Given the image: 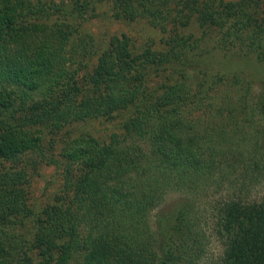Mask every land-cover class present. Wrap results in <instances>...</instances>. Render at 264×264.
<instances>
[{
	"label": "trees",
	"instance_id": "trees-1",
	"mask_svg": "<svg viewBox=\"0 0 264 264\" xmlns=\"http://www.w3.org/2000/svg\"><path fill=\"white\" fill-rule=\"evenodd\" d=\"M103 3L115 22L156 29L161 49L80 30ZM208 43L264 62V0H0V264H202L212 239L215 264H264V196L250 191L264 169V81L251 114L243 77L192 78ZM119 112L109 142L66 143L73 176L32 213L28 173L57 166L66 128ZM173 193L183 201L155 231L151 213Z\"/></svg>",
	"mask_w": 264,
	"mask_h": 264
},
{
	"label": "rangeland",
	"instance_id": "rangeland-1",
	"mask_svg": "<svg viewBox=\"0 0 264 264\" xmlns=\"http://www.w3.org/2000/svg\"><path fill=\"white\" fill-rule=\"evenodd\" d=\"M56 4H62L67 0H48ZM99 15L97 19H93L85 22L81 25L80 30L87 33L96 41L106 40L112 36L126 35L131 38L134 47L140 50L141 48L153 45L154 49H161L160 39L161 35L156 30L151 28L145 21H138L135 23H123L115 22L110 19V5L103 3L97 7ZM208 43L202 50H195L198 53L196 62L193 63V70H191L192 78L195 77L196 72L206 73L212 75L231 76L238 75L243 77L247 83L252 86V90L247 93L248 108L254 106L255 98L261 91V85L264 81V62H259L252 55L241 54L238 50L229 52L220 51L215 49L214 46L208 47ZM199 61V62H198ZM195 63L198 65V69L195 68ZM192 81H195L192 79ZM152 88L156 86L155 83H151ZM254 102V103H253ZM253 108L250 111L252 114ZM127 119L125 113H115L113 118L100 117L97 119H88L86 121H80L72 124L70 128H66L69 131L68 137L64 142H58L54 147V157L58 161L57 166H40L38 172H29V205L32 213H41L47 205L53 203V201L62 195L64 186L66 185V179L71 180L73 171L76 166L73 164H67L61 157L66 143L80 137L92 136L100 142H109L110 136L113 132H121L122 123ZM119 132V133H120ZM264 146V141L259 145V149ZM262 149L261 151H263ZM264 168V164H263ZM69 173V174H67ZM255 182L251 184V192L254 199H261L264 196V169L260 175L255 174ZM74 180V178H73ZM227 185L213 186L204 197H200L198 200V211L202 210L203 204L209 206L212 202L220 201L223 192ZM183 199L179 194L173 193L169 195L165 202L159 207L154 209L151 213V225L155 231H161V220H164L168 215L175 212L177 207L182 203ZM210 213V212H209ZM203 219L205 218L206 233L210 236L212 233V222L206 212H202ZM207 215V216H206ZM206 216V217H205ZM208 256H206L202 264H215L221 253V247L214 239L210 240L207 247Z\"/></svg>",
	"mask_w": 264,
	"mask_h": 264
}]
</instances>
